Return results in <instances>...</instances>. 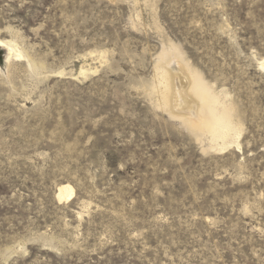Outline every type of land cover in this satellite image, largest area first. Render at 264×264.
I'll use <instances>...</instances> for the list:
<instances>
[{
  "label": "rangeland",
  "instance_id": "rangeland-1",
  "mask_svg": "<svg viewBox=\"0 0 264 264\" xmlns=\"http://www.w3.org/2000/svg\"><path fill=\"white\" fill-rule=\"evenodd\" d=\"M0 42V264H264V0H0Z\"/></svg>",
  "mask_w": 264,
  "mask_h": 264
},
{
  "label": "bare ground",
  "instance_id": "bare-ground-1",
  "mask_svg": "<svg viewBox=\"0 0 264 264\" xmlns=\"http://www.w3.org/2000/svg\"><path fill=\"white\" fill-rule=\"evenodd\" d=\"M0 48L7 51L6 59L9 60V57H11L13 53L11 46L4 42H0ZM180 63L181 62H178L174 57L170 63L167 64L170 67L169 71L166 68L160 67L156 69L157 85H155V89H157L156 94L159 107L170 113V115L172 114V109L182 107L188 109V112H192V108H194V99L196 102V105L194 104V109L200 110L201 115H196L199 116V118H194V124H191L186 119L184 120L189 122L191 128H195L201 133L208 134V137L210 136V139H212L214 143L221 142L223 144L224 140L230 136L233 131L231 123L229 122L230 118L228 119V114L225 111H217L216 104H218V99L213 98L212 95L210 96L209 90L204 86L202 80L196 74L180 66ZM192 114L195 115L194 113ZM173 116L177 117L176 115ZM178 118L181 119L180 117ZM71 194L72 189L68 185H62L58 188L59 199L67 198Z\"/></svg>",
  "mask_w": 264,
  "mask_h": 264
}]
</instances>
